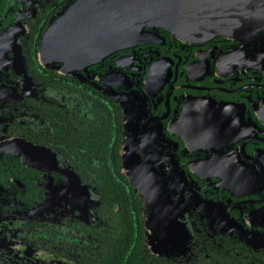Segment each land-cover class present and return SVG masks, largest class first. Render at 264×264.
I'll return each instance as SVG.
<instances>
[{
    "label": "flooded vegetation",
    "instance_id": "af4514ba",
    "mask_svg": "<svg viewBox=\"0 0 264 264\" xmlns=\"http://www.w3.org/2000/svg\"><path fill=\"white\" fill-rule=\"evenodd\" d=\"M72 1L0 0V264H264L257 48L43 57Z\"/></svg>",
    "mask_w": 264,
    "mask_h": 264
},
{
    "label": "water",
    "instance_id": "95a60500",
    "mask_svg": "<svg viewBox=\"0 0 264 264\" xmlns=\"http://www.w3.org/2000/svg\"><path fill=\"white\" fill-rule=\"evenodd\" d=\"M146 28L184 42L221 36L253 44L252 60L264 70V0H73L45 30L42 55L90 63L95 40L105 56L141 42Z\"/></svg>",
    "mask_w": 264,
    "mask_h": 264
}]
</instances>
